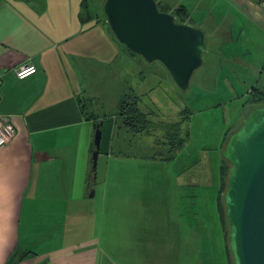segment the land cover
I'll return each mask as SVG.
<instances>
[{
	"label": "crops",
	"instance_id": "1",
	"mask_svg": "<svg viewBox=\"0 0 264 264\" xmlns=\"http://www.w3.org/2000/svg\"><path fill=\"white\" fill-rule=\"evenodd\" d=\"M158 2L172 12L183 7L187 21L204 29L211 49L206 56L212 55L218 67H204L201 79L206 82L209 74L212 79L217 75L216 92L220 80L224 89L238 91L237 65L264 74V0ZM84 3L0 0V114L9 115L16 126L13 140L0 148V264H147L149 253L139 247V228L127 231L129 224L139 227L138 211L132 209L136 201L124 197L143 188L131 183L135 171L128 167L122 173L121 202L108 199L105 193L104 200H94L97 190L94 197L89 195L95 134V121L89 116L115 113L97 111L114 95L115 61L121 54L132 57L90 8L89 0V11ZM139 58L132 59L143 62ZM28 63L38 71L19 79L17 69ZM157 64L153 67L162 72ZM147 75L134 72L136 81L131 83L132 75L126 72L118 81L126 92L133 90L141 96L143 111L159 115L148 104L143 106L146 98L150 104L155 101L156 88L145 89ZM251 86V92L264 91L258 83ZM123 158L130 163L176 157L134 154ZM166 174L174 177L179 188L189 187L192 206L204 200L206 179L200 172L191 174L189 183L183 180L186 168ZM217 209L219 214L218 204ZM115 220L121 222L122 233L114 231ZM174 255L183 253L175 251ZM211 256L216 257L214 252ZM168 262L150 259V264H173ZM203 264H217V259Z\"/></svg>",
	"mask_w": 264,
	"mask_h": 264
},
{
	"label": "rangeland",
	"instance_id": "2",
	"mask_svg": "<svg viewBox=\"0 0 264 264\" xmlns=\"http://www.w3.org/2000/svg\"><path fill=\"white\" fill-rule=\"evenodd\" d=\"M104 1L89 0L90 8L97 11L102 20L106 19L103 10ZM121 47L124 46L121 45ZM127 53L129 58L140 57L138 61L143 62L137 63L132 58L127 59V56L119 55L114 63L116 78L119 80L122 73L130 72L131 83H134L136 81L133 77L134 72L148 74L147 77L150 79L146 82L145 89L149 90L153 86L156 88L153 92L155 101L154 104H150L149 99L146 98L143 101V106H150L158 111L159 115L149 114L154 124L142 134L134 135L130 131L123 130L122 149L124 152L141 156H150L156 148L162 152L161 149L166 145L161 143L167 140L168 126L171 125V122L185 117L186 108L193 111L191 118L183 124V129L189 131L190 136L186 145L171 161L144 158L128 163L127 158H123L126 155L110 152L107 180L94 184L97 196L93 199L102 201L105 199V193L108 195V199L121 202L124 195L123 185H125V177L122 176V173L129 167L135 171V177L131 183L143 186V188H139L140 191L129 192L128 197L124 195L125 199L130 196L133 201H136L135 208L132 209L138 211V215L135 216L139 218V227L137 224H129L127 231L131 233L132 227L135 230L139 228V247L146 254L149 253L145 256L147 264H150V259L152 263H155L158 258L167 263L171 260L173 264H203V261L208 262L209 259L215 261V258L217 264H228V262L231 264L232 259L226 241L230 227L226 223L223 229L217 209L225 137L228 131L230 133L237 128L246 114L254 106H257L254 99L257 97L258 90L252 89L253 92H251L250 89L253 83H258L264 90V74L252 72L250 66L247 69L237 65L238 71L235 74L241 84L238 85V91L231 92L224 89V80H220L219 91L216 92L217 75L214 76L216 80L212 79L211 74L208 75L206 82L201 79L204 67L214 69L218 67L214 64L213 59L215 58L208 55L205 56L204 65L194 73L189 88L182 91L161 62L150 63L145 59L142 60V56L133 54L129 50ZM253 60L256 61L252 58ZM155 63H159L157 65L162 67V72H158V69L153 67ZM126 66L129 67V72ZM155 70L158 72V76L153 75ZM167 73L170 77H167ZM224 75L222 73L221 79H224ZM118 80L115 82L117 86L114 95L108 97L104 107L99 106L97 112L104 113L103 110H105V112L114 113L117 111L119 99L127 91L120 86L121 83ZM117 128L118 126L115 127V133ZM170 131L172 132L173 129ZM133 138L135 139L133 140ZM164 150L166 151V149ZM181 168L187 169V175L183 180L188 183L190 175H197V172H200V175L206 179L204 183L206 194L200 204L192 206V202L188 199L189 187L179 188L174 177L166 174L169 170ZM138 196H140V202H138ZM181 196L183 197L181 198ZM115 225L117 226H114V231L122 233L121 222L119 224L115 220ZM175 251H179L183 255H174ZM213 252L216 257H208Z\"/></svg>",
	"mask_w": 264,
	"mask_h": 264
},
{
	"label": "water",
	"instance_id": "3",
	"mask_svg": "<svg viewBox=\"0 0 264 264\" xmlns=\"http://www.w3.org/2000/svg\"><path fill=\"white\" fill-rule=\"evenodd\" d=\"M103 10L114 37L147 62H161L186 91L211 51L203 28L179 21L158 0H105ZM115 116L94 123L91 148L95 183L106 180ZM223 157L230 164L223 193L230 227L232 264H264V104L254 106L228 136ZM95 187L90 190L94 197Z\"/></svg>",
	"mask_w": 264,
	"mask_h": 264
},
{
	"label": "trees",
	"instance_id": "4",
	"mask_svg": "<svg viewBox=\"0 0 264 264\" xmlns=\"http://www.w3.org/2000/svg\"><path fill=\"white\" fill-rule=\"evenodd\" d=\"M87 2H88V0H85L84 8L89 11V5ZM159 6L162 10L169 11V9L166 6L161 5L160 3H159ZM173 13L177 16V19L179 21H187V19H188V15H187V13L183 7L176 9L175 11H173ZM104 21L108 25L107 20L105 19ZM108 27H109V25H108ZM109 29H110V27H109ZM113 37H114V35H113ZM115 40L119 44H121L116 38H115ZM130 52L133 54H136L132 51H130ZM256 95H257V97H255L254 100L257 103V105H263L264 104V91L258 90ZM140 101H141V96L139 94H137L136 92H134L133 90H131L129 92H126L120 98L119 104H118V109L114 114H107L106 113L103 115H99L97 113H90L89 117L92 116L94 118L95 122L101 118H105L108 116H115V122H116V126H118V128L116 130V133H114V135H113L111 152L118 154V155H130V154H127L126 152H124V150L122 149V146H123L122 132H123V130H127V131L132 132L134 135H138V134H142L145 131H148L150 126H152L154 124V121L151 120L149 117V113H146L140 107ZM184 113H185V117L180 118L177 121L171 122L170 123L171 125L168 126L169 133H168L167 140H164L161 143L163 145L164 144L166 145L165 147H163V149H161L162 152H160V150L156 148L155 150L152 151V154H151L152 156H154V157L160 156V157H163L165 159L171 160L176 156V152L185 145V143L187 142V140L190 136V133H189V131L183 129V124L191 118L193 111L190 108H186ZM170 129L171 130L173 129V131L171 132ZM235 129H233V130H235ZM230 133H229V131L227 132L226 137H225V142H226L228 136L230 135ZM134 139L135 138H133V140ZM133 140L131 141V143L133 142ZM164 149H166V151ZM229 170H230V164L228 163V161L226 159L223 158L222 165L220 167L221 188H220V191L218 194V207H219V214H220V217L224 223V226L228 222H227L226 215H225V205H224V200H223V193L225 192V190L227 188V179H228ZM93 173H94V170L92 168V159H91V169L89 171V175H88V179H87V186H88L89 190H91L95 184V181L93 178ZM226 241H227L228 252L230 253V250L228 247L229 234H227ZM230 256H231V253H230ZM231 264H232V262H231Z\"/></svg>",
	"mask_w": 264,
	"mask_h": 264
},
{
	"label": "built area",
	"instance_id": "5",
	"mask_svg": "<svg viewBox=\"0 0 264 264\" xmlns=\"http://www.w3.org/2000/svg\"><path fill=\"white\" fill-rule=\"evenodd\" d=\"M38 71L35 64L28 63L21 65L17 71L19 79H25ZM16 135V126L9 115L0 114V148L9 144Z\"/></svg>",
	"mask_w": 264,
	"mask_h": 264
},
{
	"label": "flooded vegetation",
	"instance_id": "6",
	"mask_svg": "<svg viewBox=\"0 0 264 264\" xmlns=\"http://www.w3.org/2000/svg\"><path fill=\"white\" fill-rule=\"evenodd\" d=\"M206 37H207V35H206ZM207 43H208V39H207Z\"/></svg>",
	"mask_w": 264,
	"mask_h": 264
}]
</instances>
